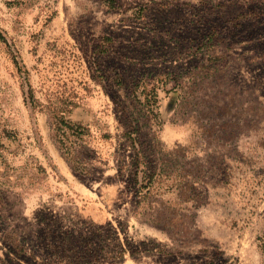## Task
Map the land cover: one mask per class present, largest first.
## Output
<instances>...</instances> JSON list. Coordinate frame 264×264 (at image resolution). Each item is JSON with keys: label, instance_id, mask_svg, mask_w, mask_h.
I'll list each match as a JSON object with an SVG mask.
<instances>
[{"label": "rangeland", "instance_id": "1", "mask_svg": "<svg viewBox=\"0 0 264 264\" xmlns=\"http://www.w3.org/2000/svg\"><path fill=\"white\" fill-rule=\"evenodd\" d=\"M0 264H264V0H0Z\"/></svg>", "mask_w": 264, "mask_h": 264}, {"label": "trees", "instance_id": "2", "mask_svg": "<svg viewBox=\"0 0 264 264\" xmlns=\"http://www.w3.org/2000/svg\"><path fill=\"white\" fill-rule=\"evenodd\" d=\"M59 123H61V124H63V123H64L66 127H68L69 129H72V127H71V126H69L68 124H66V122H63V123H62L61 121H59Z\"/></svg>", "mask_w": 264, "mask_h": 264}]
</instances>
